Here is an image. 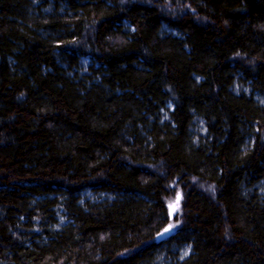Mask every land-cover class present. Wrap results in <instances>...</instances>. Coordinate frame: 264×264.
Returning a JSON list of instances; mask_svg holds the SVG:
<instances>
[{"label": "trees", "instance_id": "1", "mask_svg": "<svg viewBox=\"0 0 264 264\" xmlns=\"http://www.w3.org/2000/svg\"><path fill=\"white\" fill-rule=\"evenodd\" d=\"M260 182L264 0H0V264H264Z\"/></svg>", "mask_w": 264, "mask_h": 264}, {"label": "rangeland", "instance_id": "2", "mask_svg": "<svg viewBox=\"0 0 264 264\" xmlns=\"http://www.w3.org/2000/svg\"><path fill=\"white\" fill-rule=\"evenodd\" d=\"M256 98H257L261 103H263V99H262L261 97H259L258 95H256ZM164 115H165V113H164ZM195 123H196V130H197V131H200V133H202V125H201V123L198 122V121H196ZM257 191H258V193L264 195V182H260V183L257 185ZM84 194L87 195V196H90V193H89V192L84 193ZM189 252H190L189 247H188V246H187V247H184L183 249L180 250V252H179V257H180V258H184V257H186V256L189 254Z\"/></svg>", "mask_w": 264, "mask_h": 264}, {"label": "bare ground", "instance_id": "3", "mask_svg": "<svg viewBox=\"0 0 264 264\" xmlns=\"http://www.w3.org/2000/svg\"><path fill=\"white\" fill-rule=\"evenodd\" d=\"M168 104H169V103H168ZM165 107H166V106H165ZM161 109H162V108H161ZM166 109H167V108H166ZM169 111H170V110H169ZM166 112H167V111H166ZM162 114H163V113H162ZM166 115H167V114H166ZM167 117H168V116H167ZM160 119H161V118H160ZM166 119H167V118H166ZM164 120H165V119H164ZM167 121H168V120H167ZM193 132H194V131H193ZM89 198H90V197H89ZM89 198H88V199H89ZM90 199H91V198H90ZM90 199H89V200H90ZM91 200H92V199H91ZM95 200H96V199H95ZM93 202H94V201H93ZM172 255H173V254H172ZM177 258H178V257H177ZM177 258H176V259H177Z\"/></svg>", "mask_w": 264, "mask_h": 264}]
</instances>
